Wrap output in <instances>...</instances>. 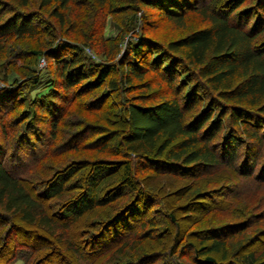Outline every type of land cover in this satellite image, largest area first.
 Listing matches in <instances>:
<instances>
[{
  "label": "trees",
  "instance_id": "16d2710c",
  "mask_svg": "<svg viewBox=\"0 0 264 264\" xmlns=\"http://www.w3.org/2000/svg\"><path fill=\"white\" fill-rule=\"evenodd\" d=\"M0 78V264H264V0H0Z\"/></svg>",
  "mask_w": 264,
  "mask_h": 264
},
{
  "label": "rangeland",
  "instance_id": "374dc122",
  "mask_svg": "<svg viewBox=\"0 0 264 264\" xmlns=\"http://www.w3.org/2000/svg\"><path fill=\"white\" fill-rule=\"evenodd\" d=\"M106 30H105V34L106 35H114V33L116 32V29L114 27V24L112 23V21L110 19H107V25H106ZM128 35H125V37H127ZM17 63H20L19 60H16ZM44 65V60L40 59L39 60V66ZM3 84V81L0 78V85ZM13 264H21L20 260L15 261Z\"/></svg>",
  "mask_w": 264,
  "mask_h": 264
}]
</instances>
